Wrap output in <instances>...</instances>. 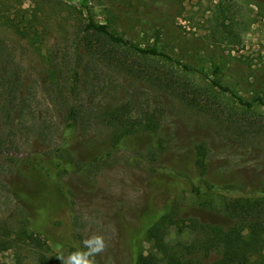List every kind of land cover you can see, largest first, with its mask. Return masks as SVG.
<instances>
[{
  "label": "rangeland",
  "instance_id": "rangeland-1",
  "mask_svg": "<svg viewBox=\"0 0 264 264\" xmlns=\"http://www.w3.org/2000/svg\"><path fill=\"white\" fill-rule=\"evenodd\" d=\"M1 1L11 6L1 8L0 16L13 14L23 4L38 9L39 22L33 37L0 26V146L21 160L18 174L0 157V226L27 214L63 236L72 238L71 232L75 233L76 247H82L86 237L102 234L109 247L97 257L99 264H132L139 252L151 248L144 229L154 219L161 216L170 236H175L163 213L175 199L180 202L183 240L201 223H230L221 215L218 196L194 195L174 174L194 175L193 147L205 141L214 180L264 179V132L256 129L258 123L264 124V104L255 100L264 103V4L258 0H186L183 5L167 0H0V6ZM88 14L139 47L153 46L186 65L189 70H180V85L169 90L80 50L77 90L70 96L64 81L71 72L65 60L72 50L75 25ZM163 58L153 60L162 63ZM173 67L178 68L175 63ZM191 84L218 96L235 111L232 119L244 121L231 122L225 108L218 116L205 112L209 100L202 92L196 93V106L189 105L186 99L195 93ZM235 96L253 102V107L244 111ZM69 97L82 117L77 131L69 133L73 139L67 144L68 153L81 164L98 158L81 174L62 176L71 192L72 215L39 170L21 159L32 152L53 151L67 139L62 112ZM121 102L133 103L137 114L155 113L159 132L128 137L119 148L109 146L105 139L111 130L96 115L103 105ZM246 121L256 133L238 128ZM156 144L165 148L156 149L159 154L154 155L149 148ZM39 238L41 247L30 246L33 255H67L74 250L70 244ZM219 255V250L212 251L209 259ZM14 259V249L0 252L1 264H15Z\"/></svg>",
  "mask_w": 264,
  "mask_h": 264
},
{
  "label": "trees",
  "instance_id": "trees-1",
  "mask_svg": "<svg viewBox=\"0 0 264 264\" xmlns=\"http://www.w3.org/2000/svg\"><path fill=\"white\" fill-rule=\"evenodd\" d=\"M167 1L183 5L186 0ZM258 2L264 4V0H258ZM7 6H11L10 2L1 1L0 9ZM37 10L29 5L23 7V4H19L15 7L13 14L2 13L0 26L22 37H33L39 22ZM75 31L70 44L71 53L65 60L71 72L64 81L70 96H74L77 90L76 68L80 50L116 64L125 73L136 76L141 74L169 90L180 85V70H189L186 65L174 61L153 46L139 47L124 36L115 33L108 23L95 21L90 14L83 21L76 23ZM159 55L164 56L161 59L162 63L154 62L153 58ZM173 63L177 65V69L173 67ZM191 86L195 93L186 99L189 105L196 106L197 94L202 92L209 100L205 105V112L218 116L223 112L222 108H225L231 122L240 124V121H244L239 117L232 119L231 116L235 115V111H230L215 94L199 89V87L196 88L192 84ZM220 88L228 91L227 87ZM71 99L72 97H69V102L62 112L63 136L67 139L62 140V143L53 151L32 152L26 159L21 158L27 165L39 170L42 179L46 183L49 182L57 193L55 198H58V202L63 203V206L69 209L70 214L71 192L62 176L70 172L81 174L84 169L86 170L89 165L98 160V158L89 159L87 164H81L76 160V155L68 153L67 144L73 139L69 133L77 131L79 120L82 117L81 111L70 101ZM236 99L238 104L244 107V111H249L253 107V102L245 101L239 96ZM255 100L264 104L261 98ZM101 109L103 111L96 117L110 128V134L105 141L114 149L122 147L121 143L128 137L142 133L156 134L160 130L161 124L157 115L155 113L137 114L134 112L133 103L103 105ZM253 126L252 123L248 124L246 121L243 127L238 126V128L245 129L246 133L252 135L256 133ZM256 129L264 132V124L260 126L258 123ZM154 146L149 148L154 155L159 154L156 149L164 150L165 148L161 144ZM193 152L194 175L190 177L187 174L182 175L176 172L175 177L183 181L189 187L190 193L194 195L208 193L218 196L221 215L226 217L230 223L227 225L201 223L198 225V230H190L188 239L183 240L181 235L185 232V228L181 223L180 202L175 199L163 209V213L173 226L175 236H170V228L162 221L161 216L154 219L144 229L145 240L151 248L145 252H139L132 264H264V179L249 183L240 179L229 180V178H224L222 181L214 180L209 173L210 148L208 144L205 141L195 143ZM0 157L5 158L8 165L21 174V160L18 154L0 146ZM74 234L71 232L72 238L63 236L54 229L38 224L26 214L19 217L14 224L7 223L0 226V252L14 249L15 264H60L56 258L59 255H45L40 252L33 255L30 246L41 247L42 243L39 238L41 235L51 241L70 244L75 250L77 247L74 244L78 238ZM215 250H219L220 255L215 259H209L211 252Z\"/></svg>",
  "mask_w": 264,
  "mask_h": 264
},
{
  "label": "clouds",
  "instance_id": "clouds-1",
  "mask_svg": "<svg viewBox=\"0 0 264 264\" xmlns=\"http://www.w3.org/2000/svg\"><path fill=\"white\" fill-rule=\"evenodd\" d=\"M82 247L77 248L67 255L60 254L56 258L60 264H99L97 257L105 253L109 243L102 234H92L82 242Z\"/></svg>",
  "mask_w": 264,
  "mask_h": 264
}]
</instances>
